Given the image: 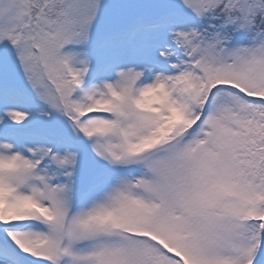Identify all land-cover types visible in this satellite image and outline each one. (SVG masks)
Masks as SVG:
<instances>
[{
    "label": "snow or ice",
    "instance_id": "obj_1",
    "mask_svg": "<svg viewBox=\"0 0 264 264\" xmlns=\"http://www.w3.org/2000/svg\"><path fill=\"white\" fill-rule=\"evenodd\" d=\"M0 264H264V0H0Z\"/></svg>",
    "mask_w": 264,
    "mask_h": 264
}]
</instances>
